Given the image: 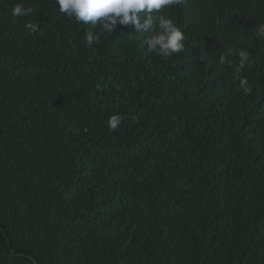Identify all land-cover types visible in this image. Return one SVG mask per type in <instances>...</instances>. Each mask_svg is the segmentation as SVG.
I'll list each match as a JSON object with an SVG mask.
<instances>
[{
  "label": "trees",
  "instance_id": "1",
  "mask_svg": "<svg viewBox=\"0 0 264 264\" xmlns=\"http://www.w3.org/2000/svg\"><path fill=\"white\" fill-rule=\"evenodd\" d=\"M153 15L183 52L165 60L131 24L99 33L55 0H0V264H264V0Z\"/></svg>",
  "mask_w": 264,
  "mask_h": 264
},
{
  "label": "clouds",
  "instance_id": "2",
  "mask_svg": "<svg viewBox=\"0 0 264 264\" xmlns=\"http://www.w3.org/2000/svg\"><path fill=\"white\" fill-rule=\"evenodd\" d=\"M185 0H55L59 13L73 19L78 24L92 25L99 33L111 35L117 24L128 26L131 24L137 33L147 34L144 40L148 51L167 60L171 56L183 52L186 39L181 28L172 19L164 15H153L161 9L182 5ZM31 8H25L17 3L11 8L13 17L25 16L31 13ZM254 35L257 39L264 38V24L255 26ZM99 34L89 31L86 41L89 46L99 41ZM239 61L235 64L234 78L245 94L252 93L246 77L241 73L245 67L252 66L250 53L241 50ZM229 53L219 57L220 65L233 64L228 59ZM121 116L112 115L107 121L109 130H116L121 123Z\"/></svg>",
  "mask_w": 264,
  "mask_h": 264
}]
</instances>
